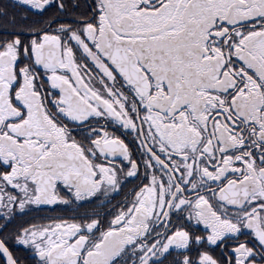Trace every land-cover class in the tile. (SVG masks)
Masks as SVG:
<instances>
[{"label":"snow or ice","instance_id":"6c2138e0","mask_svg":"<svg viewBox=\"0 0 264 264\" xmlns=\"http://www.w3.org/2000/svg\"><path fill=\"white\" fill-rule=\"evenodd\" d=\"M0 264H264V0L0 4Z\"/></svg>","mask_w":264,"mask_h":264},{"label":"flooded vegetation","instance_id":"af4514ba","mask_svg":"<svg viewBox=\"0 0 264 264\" xmlns=\"http://www.w3.org/2000/svg\"><path fill=\"white\" fill-rule=\"evenodd\" d=\"M6 2V0H0V4H2V3H5ZM51 214H54V213H50V212H48L47 210H45V211H40V212H38V215L39 216H46V215H51ZM58 214V213H57ZM65 215H70V213H64ZM22 255V254H21Z\"/></svg>","mask_w":264,"mask_h":264}]
</instances>
